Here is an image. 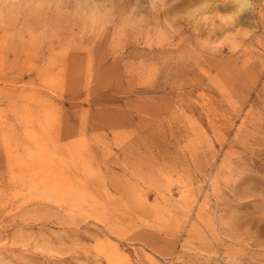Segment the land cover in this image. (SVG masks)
<instances>
[{
    "label": "rangeland",
    "instance_id": "374dc122",
    "mask_svg": "<svg viewBox=\"0 0 264 264\" xmlns=\"http://www.w3.org/2000/svg\"><path fill=\"white\" fill-rule=\"evenodd\" d=\"M165 2L0 0V264H264V0Z\"/></svg>",
    "mask_w": 264,
    "mask_h": 264
},
{
    "label": "clouds",
    "instance_id": "9594fccd",
    "mask_svg": "<svg viewBox=\"0 0 264 264\" xmlns=\"http://www.w3.org/2000/svg\"><path fill=\"white\" fill-rule=\"evenodd\" d=\"M168 7V5L166 4L165 0H149V9L152 13L154 14H159L163 11H165V9ZM202 8H207L209 7V4L205 3L204 5L201 6ZM201 9L198 8L196 10H194L195 12H199ZM84 11V15L86 16V18L92 22L94 25L96 23H100L104 20L107 19V13L106 12H102L98 7H96L94 4H91L89 7H87L86 9L83 10ZM220 19H225L224 17H219ZM203 19L205 21H208L210 19L209 16H204ZM228 20H233V16L229 15L227 17ZM165 25H167L169 28H171V25L168 23V20L165 19L164 21ZM161 32H163V30H161ZM206 45L209 48H212L213 50L215 49V45L211 44L209 42H205Z\"/></svg>",
    "mask_w": 264,
    "mask_h": 264
},
{
    "label": "bare ground",
    "instance_id": "6f19581e",
    "mask_svg": "<svg viewBox=\"0 0 264 264\" xmlns=\"http://www.w3.org/2000/svg\"><path fill=\"white\" fill-rule=\"evenodd\" d=\"M188 206V205H187ZM115 246V245H114ZM114 249V248H113Z\"/></svg>",
    "mask_w": 264,
    "mask_h": 264
}]
</instances>
